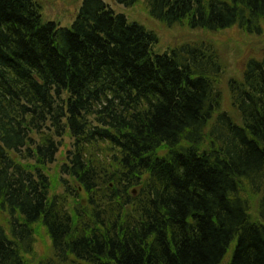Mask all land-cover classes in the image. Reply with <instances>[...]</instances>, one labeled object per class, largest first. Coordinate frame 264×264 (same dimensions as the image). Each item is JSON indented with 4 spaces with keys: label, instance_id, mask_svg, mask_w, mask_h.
Returning a JSON list of instances; mask_svg holds the SVG:
<instances>
[{
    "label": "trees",
    "instance_id": "obj_1",
    "mask_svg": "<svg viewBox=\"0 0 264 264\" xmlns=\"http://www.w3.org/2000/svg\"><path fill=\"white\" fill-rule=\"evenodd\" d=\"M145 3L263 34L264 0ZM157 44L102 0L70 28L0 0V264H264V56L226 80L214 43Z\"/></svg>",
    "mask_w": 264,
    "mask_h": 264
},
{
    "label": "rangeland",
    "instance_id": "obj_2",
    "mask_svg": "<svg viewBox=\"0 0 264 264\" xmlns=\"http://www.w3.org/2000/svg\"><path fill=\"white\" fill-rule=\"evenodd\" d=\"M42 7V15L45 21L55 22L62 28H70L83 5L84 0H34ZM116 14L123 15L130 23H138L147 31L157 36L158 44L154 48V52L163 55L170 53L171 50L178 46L193 43L196 41H204L214 43L218 49V53L222 56L225 64V77L241 78L245 70L248 60L251 58L261 59L264 56V27L261 36L245 35L239 29H231L221 33H211L204 30H193L188 25H176L168 27L162 22L150 15L145 0H140L133 7H126L118 2V0H102ZM226 84V82L224 83ZM229 109V106L226 107ZM66 143L70 148L71 140L66 137ZM67 146L64 145L58 155V160L65 158ZM57 164L51 166V174L57 172ZM0 222L6 225L7 217L0 215ZM45 232L42 228L41 234ZM37 246L38 257H45L51 252V240L42 238ZM232 249L230 251L231 256ZM228 259H226L227 261ZM226 263V262H225Z\"/></svg>",
    "mask_w": 264,
    "mask_h": 264
}]
</instances>
